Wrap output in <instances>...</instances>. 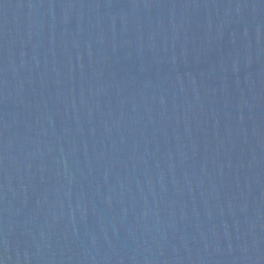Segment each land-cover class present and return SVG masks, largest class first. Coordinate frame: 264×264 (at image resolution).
Masks as SVG:
<instances>
[{
  "label": "water",
  "instance_id": "95a60500",
  "mask_svg": "<svg viewBox=\"0 0 264 264\" xmlns=\"http://www.w3.org/2000/svg\"><path fill=\"white\" fill-rule=\"evenodd\" d=\"M0 264H264V0H0Z\"/></svg>",
  "mask_w": 264,
  "mask_h": 264
}]
</instances>
